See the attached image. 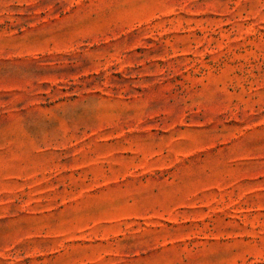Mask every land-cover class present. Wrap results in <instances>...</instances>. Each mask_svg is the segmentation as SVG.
I'll list each match as a JSON object with an SVG mask.
<instances>
[{"label":"rangeland","instance_id":"1","mask_svg":"<svg viewBox=\"0 0 264 264\" xmlns=\"http://www.w3.org/2000/svg\"><path fill=\"white\" fill-rule=\"evenodd\" d=\"M0 264H264V0H0Z\"/></svg>","mask_w":264,"mask_h":264}]
</instances>
